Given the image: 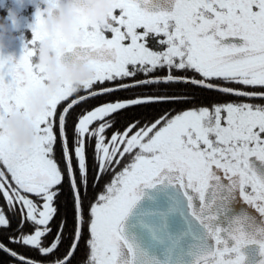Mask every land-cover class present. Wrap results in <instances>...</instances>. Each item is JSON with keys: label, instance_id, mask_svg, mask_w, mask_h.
I'll list each match as a JSON object with an SVG mask.
<instances>
[{"label": "snow or ice", "instance_id": "obj_1", "mask_svg": "<svg viewBox=\"0 0 264 264\" xmlns=\"http://www.w3.org/2000/svg\"><path fill=\"white\" fill-rule=\"evenodd\" d=\"M32 31L31 47L26 45L18 60L0 55V162L5 169L0 170V195L10 212L20 213L17 235L9 237L10 242L46 255L61 244L67 223L62 219L54 240L43 246V238L52 231L55 201L64 181L54 158L51 118L73 93L66 86L51 99L48 111L36 120L40 135L35 144L21 149L13 141L5 127L6 117L27 107L30 91L43 77L32 62L37 42L46 35L39 14ZM149 36L161 50L148 46ZM74 47L96 71L87 82V95L72 100L59 116L74 229L64 258L55 264H71L84 232L85 145L93 139L96 176L92 186L106 175L111 178L88 209V264H264V105L229 102L175 115L165 112L151 122L134 119L110 137L105 133L118 112L188 98L154 89L160 94L95 107L79 116L75 126L73 152L79 183L65 135L66 115L74 105L130 88L191 84L264 99V91L247 92L210 82L264 89V0H119V15L112 17V26L90 31ZM158 70L166 74L151 75ZM174 71L194 75H174ZM138 74L144 79L88 91L96 83ZM97 121L98 126L92 127ZM25 225L32 231L25 233ZM9 226L0 208V228ZM0 251L20 264H36L2 242Z\"/></svg>", "mask_w": 264, "mask_h": 264}, {"label": "trees", "instance_id": "obj_2", "mask_svg": "<svg viewBox=\"0 0 264 264\" xmlns=\"http://www.w3.org/2000/svg\"><path fill=\"white\" fill-rule=\"evenodd\" d=\"M166 74V70H158L152 73L153 76H163ZM174 75H194L191 72H173ZM200 77L197 76V79ZM132 79L140 80L144 79V76L138 74L134 78H129L125 80H116L113 82H104L103 84L96 83L93 88L88 91H98L105 87H115L120 83H130ZM214 85H219L222 87H228L236 90H242L247 92H261L264 89L259 87H246L235 83H225L223 80H212L210 81ZM154 89H159L160 93H165L167 95H175L181 97H187L185 102L181 103H161L152 104L148 106H136L133 108L125 109L121 112L115 114L112 119L115 123L111 129H108L105 133L106 136H111L116 131H122L124 126L134 120L140 119L142 122H151L156 118L163 115L165 112H171L175 115L183 110L198 108L201 106L211 108L214 104H226L229 102L233 103H251L254 105H264V99H249L243 96H236L230 94H224L216 90H209L202 87L193 86L191 84H161L153 85L151 87H140V88H130L127 90L116 91L111 94L98 95L96 97H90L86 101H81L80 103L74 105L66 115L65 119V135L68 140L69 153L72 155V167L76 175L77 182L79 183V169L77 166V160L73 152V138L75 133V126L78 122V117L86 114L87 111L94 110L95 107L102 106L105 103L115 102L117 100H126L133 98L135 96H144L154 93ZM80 95H87L85 90L75 93L68 98L66 101H62L58 106L55 114V121L53 123V132L56 136V141L54 144V158L56 159L61 170L64 172V181L61 187V193L56 198L55 206L57 207V215L54 217L50 224L52 229L45 238H43V246H48L52 242L57 234L58 227L61 220H66L63 235L61 236V244L59 247L51 254H41L38 250L32 247L22 246L16 243L10 242L9 237L17 235V226L20 223V213L10 212L5 204L4 197L0 195V208H3L7 218L10 220V226L8 228H0V242L4 243L8 248L15 250L18 254L24 255L28 259H32L36 264H55L57 260L63 259L65 253L67 252L68 245L71 241V236L74 229V209H73V195L69 184V178L65 166V157L62 148L61 135L59 129V116L63 112V109L71 103L72 100L78 99ZM95 146V140L93 139L90 143L86 142V158L88 164V189L87 195L84 196L82 190V200L84 206V218L85 227L78 245V248L71 259V264H88L89 249L86 246V239L88 237L87 231V221L89 220L88 209L90 204L95 200L97 194L104 189V184L110 180L111 176L106 175L100 179L99 184L93 187V179L96 176V167L93 163V150ZM124 162L122 161V164ZM0 170H5L2 162H0ZM119 171V169H117ZM7 175V173H6ZM23 231L29 233L32 231L30 225H25ZM0 264H20L18 260L12 258L8 254L0 251Z\"/></svg>", "mask_w": 264, "mask_h": 264}, {"label": "clouds", "instance_id": "obj_3", "mask_svg": "<svg viewBox=\"0 0 264 264\" xmlns=\"http://www.w3.org/2000/svg\"><path fill=\"white\" fill-rule=\"evenodd\" d=\"M28 6L43 19L46 35L37 42L32 57L43 77L30 91L27 107L13 111L5 121L7 131L21 149L36 143L40 135L36 120L48 111L53 97L66 86L73 94L79 93L94 78V64L77 54L74 46L82 43L90 31H106L112 26L119 0H5L7 15L0 16V51L16 40L22 12Z\"/></svg>", "mask_w": 264, "mask_h": 264}, {"label": "flooded vegetation", "instance_id": "obj_4", "mask_svg": "<svg viewBox=\"0 0 264 264\" xmlns=\"http://www.w3.org/2000/svg\"><path fill=\"white\" fill-rule=\"evenodd\" d=\"M5 0H0V16H6L7 11L4 7ZM35 9L32 6H28L23 12L21 19V27L17 34V38L14 42H17L15 53H24L25 46L28 45L31 47V44L29 43L33 39V31L32 27L36 23V16L34 15ZM117 15H119V10L116 12ZM138 31H143L142 29H138ZM108 38H111V33L106 32L105 33ZM129 41H125V43H128ZM147 44L150 48L153 50H161V46L157 44L156 39H153L151 36H149ZM6 51V50H5ZM7 52V51H6ZM68 60L71 59V56L67 57Z\"/></svg>", "mask_w": 264, "mask_h": 264}, {"label": "rangeland", "instance_id": "obj_5", "mask_svg": "<svg viewBox=\"0 0 264 264\" xmlns=\"http://www.w3.org/2000/svg\"><path fill=\"white\" fill-rule=\"evenodd\" d=\"M21 20H24V19H21ZM17 42H13L12 44H10V46H9V48L8 49H6V51H0V55H3V56H5V57H8V56H11V57H13L14 59H19L22 55H23V53H15V48H16V44ZM34 59V58H33ZM63 112H61L60 113V115L62 114ZM51 120H52V124L54 123V121H55V116L54 117H52L51 118ZM100 122L99 121H97V122H95L93 125H92V127H96V126H98V124H99ZM126 160L128 159L127 157L125 158ZM32 198H34L35 199V197H32ZM258 215V214H257Z\"/></svg>", "mask_w": 264, "mask_h": 264}]
</instances>
